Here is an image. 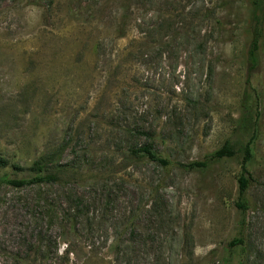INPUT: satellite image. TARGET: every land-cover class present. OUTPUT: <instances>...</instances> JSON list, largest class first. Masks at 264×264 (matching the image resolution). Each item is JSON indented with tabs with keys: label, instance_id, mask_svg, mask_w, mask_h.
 <instances>
[{
	"label": "rangeland",
	"instance_id": "374dc122",
	"mask_svg": "<svg viewBox=\"0 0 264 264\" xmlns=\"http://www.w3.org/2000/svg\"><path fill=\"white\" fill-rule=\"evenodd\" d=\"M252 12L251 0H0V264H264ZM226 143L236 155L209 161ZM44 158L56 182H7Z\"/></svg>",
	"mask_w": 264,
	"mask_h": 264
},
{
	"label": "trees",
	"instance_id": "16d2710c",
	"mask_svg": "<svg viewBox=\"0 0 264 264\" xmlns=\"http://www.w3.org/2000/svg\"><path fill=\"white\" fill-rule=\"evenodd\" d=\"M253 22L251 28V40L249 44V57L247 59L251 68H257L260 65V53L263 49L264 43V0H251ZM245 118L247 120L249 116V111L246 110ZM245 120V119H244ZM247 121H245L246 123ZM143 154L150 161L157 162L165 167H168L171 163L167 158L162 157L157 151L154 150L152 145H147L142 147L138 151ZM236 155V149L230 143H226L221 149L214 152L208 157L209 161H220L225 158H233ZM252 159V151L249 146H246L244 150V162L242 165L243 173L238 179L239 184V200L236 206L241 211H247L246 195L250 185V179L246 177L247 164ZM43 161H39L34 165L35 175L31 176L27 180H12L7 181L9 184L15 187H24L28 185H41L44 183H53L57 181V176L50 172L48 164ZM4 161L0 159V164ZM208 161L205 162H195L186 165L187 169H201L208 166ZM239 241H235L233 244H237Z\"/></svg>",
	"mask_w": 264,
	"mask_h": 264
}]
</instances>
